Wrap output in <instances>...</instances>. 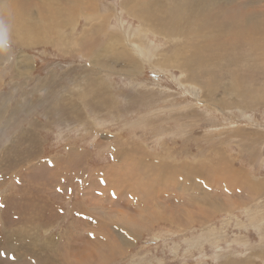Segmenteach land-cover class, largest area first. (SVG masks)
Masks as SVG:
<instances>
[{
  "label": "rangeland",
  "instance_id": "1",
  "mask_svg": "<svg viewBox=\"0 0 264 264\" xmlns=\"http://www.w3.org/2000/svg\"><path fill=\"white\" fill-rule=\"evenodd\" d=\"M36 1L18 0L34 11ZM52 1L39 6L49 42L24 44L12 19L0 23L17 54L9 76L0 70V264H264V189L222 176L227 160L264 177V0H147L158 8L141 12L149 27L126 0H97V13L112 15L85 45L84 11ZM133 27L143 63L103 50L108 29ZM29 200L55 215L7 209Z\"/></svg>",
  "mask_w": 264,
  "mask_h": 264
},
{
  "label": "bare ground",
  "instance_id": "2",
  "mask_svg": "<svg viewBox=\"0 0 264 264\" xmlns=\"http://www.w3.org/2000/svg\"><path fill=\"white\" fill-rule=\"evenodd\" d=\"M60 2H62V0H59ZM151 1H153V0H151ZM68 2H69V0H68ZM143 2V3H142ZM4 3V1H1L0 0V5L1 4H3ZM52 3H53V1L52 0H38V1H36V9L37 10H35L34 11V9L33 8H23L22 7V5L18 2V0H7L6 1V4L9 6V7H7V6H5L3 9H2V7L0 8V23L2 22V21H6V20H8L9 18L10 19H12V24H14L15 25V28H14V33L15 34H17V37L19 38V40L20 41H22L24 44H27V45H33V44H37L38 42H49V41H51L52 39H51V37L47 34V32L48 33H50L49 31H47L48 29H47V27H45V23L43 22V21H46L47 19H45V18H47L48 17V15H46V14H44V8L43 9H41L39 6L40 5H47V7H49V8H51V9H53L54 7L52 6ZM70 3V2H69ZM154 3V2H153ZM65 4V3H64ZM74 4H75V6H76V12H74V13H76V14H74L75 16H76V18H77V16H79V14L78 13H80V12H83L84 11V13H85V19H86V21H88V23H90L88 26L86 25V27L83 29V32H82V34H81V38L79 39V41L81 42V44H86V43H89L90 41H91V37H92V33H96V32H100L101 30H103V28H104V25H105V23H106V21L109 19V17H110V15H112V14H110V15H105L104 14V16L101 14V15H99L98 13H97V9L99 8V7H97L98 5H97V0H86V2H85V4H84V10H80V9H77V0H74ZM143 5V6H142ZM74 6V7H75ZM122 6H123V9L124 10H127L128 12H131L132 14H134V16L135 17H138V19L139 20H141V21H143L144 22V24L146 25V26H152L150 23H149V21L148 20H151L149 17H147V16H143L142 14H141V12L143 13V10L144 9H150V8H154V9H158L157 7H153L152 6V4H149L148 2H147V0H144V1H141V0H126L125 2H123L122 3ZM156 6V5H155ZM71 7H73L72 5H71ZM73 7V8H74ZM63 8V7H62ZM65 8V7H64ZM63 8V9H64ZM33 9V10H32ZM66 9V8H65ZM190 9H192V7H190L189 8V10ZM70 10V9H69ZM67 11V10H66ZM71 11H73V9L71 10ZM71 11H69V13L71 12ZM162 11V10H161ZM187 11H188V9H187ZM193 12V11H192ZM72 13V12H71ZM110 13V12H109ZM108 13V14H109ZM147 13V12H146ZM73 14V13H72ZM149 14V13H148ZM147 14V15H148ZM151 15V14H150ZM154 15H156V14H154ZM2 17V18H1ZM32 17H34V18H38L39 20H41L42 21V23H43V25H42V29H43V31H42V33H39L38 32V30H37V32H36V30H32L33 28H31V26H30V21L32 20L31 18ZM56 17V16H55ZM72 17V16H71ZM95 17H99V19L97 20V21H95ZM58 18H61V16L60 17H58ZM178 18V17H177ZM57 19V18H56ZM72 19V18H71ZM79 19V18H78ZM205 19H206V17H205ZM61 20V19H60ZM165 20V19H164ZM175 20V19H174ZM182 20V19H181ZM186 20V19H185ZM48 21V20H47ZM62 22H63V20H61ZM64 21H65V19H64ZM73 21V20H72ZM78 21V20H77ZM76 21V22H77ZM158 21V20H157ZM202 21H204V20H202ZM142 22V23H143ZM178 22V21H177ZM181 22L182 21H180V24H181ZM69 23V22H68ZM75 23V22H74ZM103 23H104V25H103ZM51 24V23H50ZM52 24H53V22H52ZM57 24V23H56ZM60 24V23H59ZM65 24H67V23H65ZM175 24V23H174ZM186 24H188L187 22H186ZM32 25V24H31ZM108 25V24H107ZM162 25V24H161ZM164 25V24H163ZM170 25V24H169ZM50 26V25H49ZM54 25H52L51 27H53ZM63 26H64V24H63ZM65 26H67V25H65ZM72 26V25H71ZM74 26V25H73ZM103 26V27H102ZM106 26V25H105ZM177 26V25H176ZM187 26V25H186ZM208 26V25H207ZM12 27H13V25H12ZM61 27V26H60ZM159 27V26H158ZM172 27V26H171ZM182 27H183V25H182ZM36 28V27H35ZM40 28H41V25H40ZM107 28H109L108 26H107ZM119 28H121V27H119ZM155 28V27H154ZM175 28V27H174ZM173 28V29H174ZM181 28V27H180ZM193 28V27H192ZM74 29V28H73ZM139 29H140V27H138V31H139ZM160 29V28H159ZM164 29H165V27H164ZM172 29V28H171ZM178 29V28H177ZM200 29V28H199ZM58 30V29H57ZM62 30H64L63 28H62ZM93 30V31H92ZM166 30V29H165ZM182 30V29H181ZM132 31V33H130V35H129V33H127L124 29L122 30V31H120V30H118V29H112V30H110V29H108V31H107V33H108V37H107V40H105V43L102 45V46H104V45H106V47H104L103 48V50H105V51H110L111 52V50H112V52H117L118 51V53H119V55L121 56V57H124L123 59H126L129 55V53L128 54H126V50L125 49H127V52H128V50L130 51V52H135V53H133L134 54V56H135V58L137 57H142L141 55V53L138 51L139 50V48H138V50H137V42H138V37L140 36H142L143 35V33L142 32H137V30L133 27V29L131 30ZM143 31L144 32H147V29L146 28H144L143 29ZM175 31V30H174ZM190 31V30H189ZM177 32V31H176ZM175 32V33H176ZM196 32V31H195ZM199 32V31H198ZM61 33V32H60ZM182 33H183V31H182ZM181 33V34H182ZM188 33V32H187ZM192 33V32H191ZM200 33V32H199ZM64 34V33H63ZM136 34V35H135ZM177 34V33H176ZM197 34V33H196ZM48 35V36H47ZM53 35V34H52ZM55 35H57V34H55ZM73 35V34H72ZM75 35V34H74ZM135 35V36H134ZM172 35H173V33H172ZM185 35H187V34H185ZM191 35V34H190ZM198 35V34H197ZM64 36V35H63ZM62 36V37H63ZM67 36V35H66ZM71 36V35H70ZM104 36V35H103ZM133 36H134V38H133ZM170 36H171V34H170ZM174 36V35H173ZM177 36V35H176ZM200 36V35H199ZM198 36V37H199ZM94 37H95V35H94ZM166 37H169L168 35H166ZM179 37V36H178ZM58 38V37H57ZM93 38V37H92ZM106 38V37H105ZM195 39V38H194ZM18 40V39H17ZM61 40H62V38H61ZM73 40V39H72ZM74 40H76V38L74 39ZM104 40V39H103ZM198 40V39H197ZM71 41V40H70ZM69 42V41H68ZM96 42V41H95ZM60 43H62V42H60ZM71 43H73V42H71ZM70 43V44H71ZM91 43V42H90ZM97 43V42H96ZM130 43V44H129ZM112 44V45H111ZM191 44V43H190ZM61 45V44H60ZM73 45V44H72ZM112 46V48H111V46ZM69 46V45H68ZM71 46V45H70ZM95 46V45H94ZM140 46V45H139ZM148 46H149V44H148ZM148 46H147V48H148ZM66 47V46H65ZM78 47H79V45H78ZM142 47V46H141ZM151 47V46H150ZM149 47V48H150ZM60 48V47H59ZM58 48V49H59ZM64 48V47H63ZM85 47H82V48H80V49H84ZM109 48V49H108ZM125 48V49H124ZM143 48V47H142ZM145 48V47H144ZM193 48V47H192ZM196 48V47H195ZM71 49V48H70ZM79 49V50H80ZM3 50V49H2ZM146 50V49H145ZM62 51V50H61ZM95 49L93 48V47H91V49L90 48H87V46H86V48H85V50L83 51V55L84 56H86V57H88V58H90V65H93V64H96V62H95V58H93V54H95ZM64 52H65V50H64ZM82 52V51H81ZM80 52V53H81ZM212 52V51H211ZM104 53V52H103ZM103 53H101V54H103ZM147 53H148V51H147ZM183 53V52H182ZM206 53V52H205ZM132 54V55H133ZM148 54H150V49H149V53ZM215 54V53H214ZM23 55L24 56H21L22 58H27L28 56L29 57H31L30 55H28V53H24L23 52ZM93 55V56H92ZM104 55V54H103ZM106 55V54H105ZM131 55V54H130ZM131 55V56H132ZM182 55V54H181ZM192 55H194L193 54V52H192ZM98 56V55H97ZM133 56V57H134ZM150 56V55H149ZM154 56V55H153ZM178 56H180L179 54H178ZM184 56H185V54H184ZM197 56H199V55H197ZM132 57V58H133ZM163 57H168L166 54H164V53H162V54H158V56H157V58H158V60H157V64H159V63H161L160 61H161V59L163 58ZM170 57V56H169ZM181 57V56H180ZM201 57H203V55L201 56ZM100 58V57H99ZM106 58V57H105ZM110 58V57H109ZM112 58V57H111ZM128 58H130V57H128ZM134 58V59H135ZM182 58H183V56H182ZM28 59V58H27ZM30 59V58H29ZM102 59V58H101ZM131 59V58H130ZM176 59V58H175ZM190 59V58H189ZM137 61H141L142 63H143V60L142 59H140V58H138V59H136ZM146 60V59H145ZM147 60L149 61L150 60V58L149 57H147ZM169 60H171V59H169ZM177 60V59H176ZM131 61V60H130ZM174 61V60H173ZM185 61V60H184ZM24 62H26V61H24ZM33 62V61H32ZM93 62V63H92ZM113 62V61H112ZM116 62H118V61H116ZM156 62V61H155ZM31 62H29V64H30ZM35 63V62H34ZM127 63V62H126ZM172 63V62H171ZM195 64V63H194ZM28 65V64H27ZM97 65H104V64H101V62H99L98 63V61H97ZM108 65V64H107ZM113 65V64H112ZM136 65V64H135ZM161 65V64H160ZM171 65V64H170ZM202 65V64H201ZM26 66V65H25ZM105 66V65H104ZM134 66V65H133ZM162 66H164V67H168V62L167 61H165L163 64H162ZM174 66V65H173ZM28 67H29V65H28ZM31 67L32 68H30V69H33V64L31 65ZM99 67V66H98ZM106 67V66H105ZM108 68H109V66H107ZM155 67V66H154ZM172 67V66H171ZM99 68H101V67H99ZM114 68V67H113ZM169 68V67H168ZM205 68V67H204ZM104 69V68H103ZM112 69V68H111ZM130 69H132V68H130ZM106 70V69H105ZM29 71V70H28ZM133 71H134V69H133ZM199 73V72H198ZM236 73V72H235ZM136 74V73H135ZM194 74V73H193ZM20 75H21V73H20ZM187 75V74H186ZM236 75V74H235ZM194 76V75H193ZM239 78V77H238ZM44 81V80H43ZM46 82V81H45ZM53 82V81H52ZM98 82V85H100V83H99V81H97ZM97 82H96V84H97ZM40 83V82H39ZM44 83V82H43ZM264 83V82H263ZM233 85V84H232ZM100 86H102V84L100 85ZM261 86H264V85H261ZM87 87V86H86ZM75 89V88H74ZM91 89V88H90ZM97 89H99L98 91H101V90H103L104 91V93H105V90L104 89H101L100 87L99 88H97ZM83 90V89H82ZM82 90H78V91H81L82 92ZM94 90V89H93ZM261 90H262V88H261ZM75 91V90H74ZM97 91V92H98ZM80 92V93H81ZM93 92V91H92ZM111 92V91H110ZM79 93V92H78ZM83 93V92H82ZM103 93V92H102ZM91 94H93V93H91ZM94 95V94H93ZM96 95V94H95ZM106 95V94H105ZM80 96V95H79ZM99 96V95H98ZM101 96V95H100ZM82 97V96H81ZM86 97V96H85ZM97 97V96H96ZM95 97V98H96ZM252 97V96H251ZM100 98V97H99ZM102 99H103V97H101ZM264 98V97H263ZM81 99V98H80ZM80 99H79V101H80ZM116 101V100H115ZM73 102V101H72ZM106 103V102H105ZM116 103V102H115ZM79 104H81V103H79ZM74 104L73 103H71V106H73ZM79 115V114H78ZM81 116V115H80ZM80 119V118H79ZM78 119V120H79ZM91 123L92 124H94V121L93 120H91ZM251 136H254V135H251ZM35 138V137H34ZM260 137H258V139H259ZM29 139V138H28ZM37 139V138H36ZM255 139V138H254ZM257 138H256V140H253V137H252V141H253V143L255 142H257V140H258ZM251 141V140H250ZM38 142V141H37ZM37 142H34V139H33V141H30L29 142V144L28 143H26L27 144V153L28 154H31V153H33V152H36V143ZM30 145V147L28 148V146ZM26 148V147H25ZM28 149H30V150H28ZM23 154V153H22ZM24 154H25V152H24ZM34 155V154H33ZM34 157V156H33ZM19 161V160H18ZM226 162V164L229 166V170H225V172H224V174L222 175V176H224V177H226L225 176V174L230 178V179H232L233 181H235V183H236V180H239L240 181V185L238 184V183H236L237 184V186L239 187V186H242L243 184H248V185H251L253 188H255L256 190H258V191H262L263 189H264V177H259V178H255L254 176H250V178L249 177H247L246 176V174L244 173V172H242L241 170H238L237 169V167H235V165L232 167V163L230 162V161H225ZM180 176V175H179ZM187 178H185L184 180H186ZM190 182H192V180L190 181ZM236 186V187H237ZM35 199V198H34ZM204 201V200H203ZM35 202H37V201H35ZM38 202H40V201H38ZM8 205V211L10 210H15V211H17V216L16 217H18V216H21L22 214H24V213H28V214H30V215H32V213H33V211L34 210H36L37 211V213H35V214H38L39 216H44L45 214H46V212H48V211H50L51 213L50 214H54V211L52 210L53 208L52 207H50L48 204H47V207H46V205H42V206H40L39 205V203H33L31 200H29V201H27L26 203H23L22 202V204H19V202L17 201V203H15L14 201H11L10 203L8 202L7 203ZM25 204H27L26 206L28 207V209H26L25 207H24V205ZM45 206V207H44ZM240 206V205H239ZM214 208H215V206H214ZM210 209H212V208H210ZM213 210V209H212ZM211 211V210H210ZM230 212H231V215H232V217H233V215L235 214V213H233L231 210H230ZM229 212V213H230ZM8 213V212H7ZM10 213V212H9ZM48 214V213H47ZM55 215V214H54ZM1 216V215H0ZM23 216V215H22ZM47 216V215H46ZM46 216L43 218V220L42 221H44V219L46 218ZM32 217H33V215H32ZM51 217H52V215H51ZM19 218V217H18ZM35 218V217H34ZM37 218V217H36ZM35 218V219H36ZM48 218H50V217H48ZM13 219V218H12ZM38 220V219H37ZM36 221V220H35ZM8 222H10V220L8 221ZM46 223L49 225L51 222H49V221H46ZM225 223V222H224ZM241 223V222H240ZM254 224V226L255 227H259V225L257 224V223H253ZM41 226H42V224H40ZM223 226V225H222ZM43 227H44V224H43ZM222 229H223V227H222ZM13 230H15V229H13ZM20 230V229H19ZM18 230V231H19ZM23 230V229H22ZM21 230V231H22ZM13 232H15V231H13ZM22 233V232H21ZM14 234V233H13ZM19 235H20V233H19ZM218 235V234H217ZM223 234H222V232H221V236H222ZM260 236H262V237H264V231H262V232H260ZM7 237V245H8V248L9 249H11L12 247H11V245H13V247H15V244H14V240H13V236L11 235V234H9L8 236H6ZM205 237H208V236H206V235H202V236H199V237H197V238H195V239H192L191 240V242H193V243H202L201 241H203V239H205ZM218 238V237H217ZM210 239V238H209ZM220 239V238H219ZM6 240V239H5ZM38 240V239H37ZM33 241H35V240H33ZM122 241V244L123 245H125V244H127V243H130L129 241H128V238L127 239H122L121 240ZM218 242V240L216 239L215 240V243H217ZM49 243V242H48ZM47 243V244H48ZM36 244H38V243H36ZM35 244V245H36ZM46 244V245H47ZM32 246V245H31ZM37 246V245H36ZM247 246V245H246ZM3 247V246H2ZM48 247V246H47ZM4 248V247H3ZM31 248V247H30ZM74 248V247H73ZM81 249V248H80ZM32 250V249H31ZM76 250H79V249H76ZM83 250V249H82ZM81 252V251H80ZM82 252H84V250L82 251ZM10 254V253H9ZM25 254V253H24ZM29 255V254H28ZM10 256V255H9ZM28 258L29 259V256H25V255H21V254H19V258H20V260H22L23 258ZM31 258V257H30ZM33 259V258H32ZM35 259H37V258H35ZM39 259V258H38ZM36 261V260H35ZM40 261V260H39ZM39 261H38V263H39ZM25 263V262H24ZM33 263H34V261H33ZM36 263V262H35ZM246 264V263H245ZM248 264H257L256 262L254 263V261L252 260L251 262L250 261H248Z\"/></svg>",
  "mask_w": 264,
  "mask_h": 264
},
{
  "label": "crops",
  "instance_id": "3",
  "mask_svg": "<svg viewBox=\"0 0 264 264\" xmlns=\"http://www.w3.org/2000/svg\"><path fill=\"white\" fill-rule=\"evenodd\" d=\"M19 54H20V52H19ZM19 54H18V56H19ZM16 55L17 54L13 50V48L8 46L5 42L0 41V70L4 71V74H3L4 76H9L10 73L8 74L5 71L8 70V67H9L8 65L16 57Z\"/></svg>",
  "mask_w": 264,
  "mask_h": 264
}]
</instances>
